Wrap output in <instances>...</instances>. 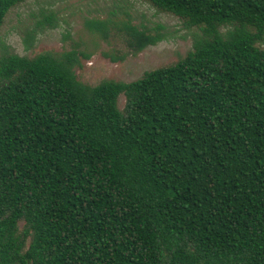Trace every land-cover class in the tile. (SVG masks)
Returning <instances> with one entry per match:
<instances>
[{"label":"trees","instance_id":"16d2710c","mask_svg":"<svg viewBox=\"0 0 264 264\" xmlns=\"http://www.w3.org/2000/svg\"><path fill=\"white\" fill-rule=\"evenodd\" d=\"M144 1L201 35L135 81L0 57V264H264V0ZM162 29L123 23L130 54Z\"/></svg>","mask_w":264,"mask_h":264},{"label":"rangeland","instance_id":"374dc122","mask_svg":"<svg viewBox=\"0 0 264 264\" xmlns=\"http://www.w3.org/2000/svg\"><path fill=\"white\" fill-rule=\"evenodd\" d=\"M46 18L51 19L54 27L47 25ZM90 21L109 22L105 39L89 30L86 23ZM123 23L152 31L161 26L165 40L131 55ZM200 35L199 28L188 27L182 19L161 12L144 0H25L11 8L4 18L0 57L75 51L80 63L73 70L75 77L93 87L105 80L129 83L147 71L173 65L192 50L195 37ZM111 57L123 60L112 61ZM124 104L121 95L117 106L122 110ZM22 226L20 223L19 227Z\"/></svg>","mask_w":264,"mask_h":264}]
</instances>
